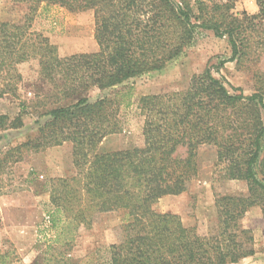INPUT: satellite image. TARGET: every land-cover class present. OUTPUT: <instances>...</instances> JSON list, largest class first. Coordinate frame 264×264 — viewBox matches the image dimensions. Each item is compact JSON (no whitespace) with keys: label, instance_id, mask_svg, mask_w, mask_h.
Here are the masks:
<instances>
[{"label":"trees","instance_id":"obj_1","mask_svg":"<svg viewBox=\"0 0 264 264\" xmlns=\"http://www.w3.org/2000/svg\"><path fill=\"white\" fill-rule=\"evenodd\" d=\"M30 5L22 25L0 21V98L16 90L17 67L38 59L42 76L53 84L59 105L39 114L36 138L7 151H39L71 143L76 176L53 181L48 229L49 249L70 247L101 214L123 212L122 239L109 247L110 264H236L255 254L254 239L241 221L249 209L264 206V94L229 88L210 69L194 75L188 87L145 96L143 144L99 153L103 140L121 132L119 112L131 105L133 90L95 101L87 95L124 86L162 72L184 55L199 30L227 38L232 61L244 63L264 52V0L258 13H232L236 0L194 5L182 0H12ZM39 6L70 13L92 11L98 51L61 58L30 22ZM60 81V84H59ZM0 115V133L23 127ZM10 123V124H9ZM216 150L229 180L247 183L245 197L215 201L217 220L207 235L184 226L179 216L154 207L164 197L185 193L198 175L197 153ZM258 175L262 177L259 179ZM41 233V232H40ZM7 256H0V264ZM49 261V260H48ZM59 264L57 258L53 260ZM62 262V261H61Z\"/></svg>","mask_w":264,"mask_h":264},{"label":"rangeland","instance_id":"obj_2","mask_svg":"<svg viewBox=\"0 0 264 264\" xmlns=\"http://www.w3.org/2000/svg\"><path fill=\"white\" fill-rule=\"evenodd\" d=\"M182 0H176L181 2ZM194 5V0H185ZM206 4L228 3L231 0H203ZM257 0H236L232 13H258ZM30 14V5L0 0V21L22 25ZM32 32L39 33L56 46L61 58L91 54L98 51L95 40V20L92 11L70 13L58 6H39L30 22ZM232 50L227 38H218L211 31L199 30L195 41L183 56L171 62L165 70L133 79L124 86L101 92L92 90L87 95L95 101L115 98L125 88L133 90L131 105L124 104L119 112L121 132L106 137L99 153L131 149L143 144L144 117L138 108L145 96L166 95L185 90L194 75L210 69L212 75L229 88L241 89L246 95L257 91L264 94V52L259 58L251 55L244 63L232 61ZM21 81L16 90L0 98V115L14 122L21 113L23 127L0 133V256H7V264H110L109 247L122 239L123 212L101 214L93 225L81 231L70 247L54 246V238L47 223L53 209L50 192L53 181L76 176L73 147L66 143L39 151L23 149L7 156V151L36 138L39 114L68 103L55 99L52 83L41 74L38 59L17 67ZM60 84V81H59ZM264 118V112H263ZM10 124V123H9ZM198 175L189 189L179 196L162 198L154 207L159 213L180 217L184 226L197 227L201 235L215 227L217 197L249 194L247 183L229 180L218 163L216 150L202 148L197 153ZM259 179H262L258 175ZM264 206V197L261 198ZM243 229L253 237L255 254L236 264H264V213L262 206L247 212L241 221ZM41 232V233H40ZM49 260V261H48ZM62 261V262H61Z\"/></svg>","mask_w":264,"mask_h":264}]
</instances>
